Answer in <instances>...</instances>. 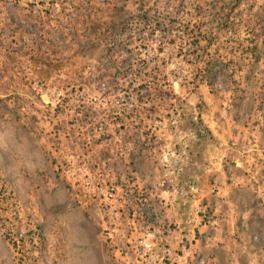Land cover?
Masks as SVG:
<instances>
[{"label": "rangeland", "instance_id": "obj_1", "mask_svg": "<svg viewBox=\"0 0 264 264\" xmlns=\"http://www.w3.org/2000/svg\"><path fill=\"white\" fill-rule=\"evenodd\" d=\"M206 97L233 120L263 114L264 0H0V264H137L82 165L125 199L156 191L177 249L165 211L182 201L159 158L206 130ZM181 104L173 135L168 114ZM195 242L184 264H214Z\"/></svg>", "mask_w": 264, "mask_h": 264}, {"label": "crops", "instance_id": "obj_2", "mask_svg": "<svg viewBox=\"0 0 264 264\" xmlns=\"http://www.w3.org/2000/svg\"><path fill=\"white\" fill-rule=\"evenodd\" d=\"M205 101L200 123L206 130L195 132L182 161L184 175L208 196L216 218L202 227L195 253L214 264H264V111L253 112L247 123L223 116L220 100ZM211 186L216 192L208 195ZM179 207L166 210L167 218L178 221L186 213L185 205Z\"/></svg>", "mask_w": 264, "mask_h": 264}, {"label": "built area", "instance_id": "obj_3", "mask_svg": "<svg viewBox=\"0 0 264 264\" xmlns=\"http://www.w3.org/2000/svg\"><path fill=\"white\" fill-rule=\"evenodd\" d=\"M101 86L104 87V85ZM103 87V91L106 90ZM123 97H128L129 110L136 106L133 105L138 99L135 91ZM182 105L180 108H173L168 114L169 127L175 129L172 132L173 135L179 131V122L183 116ZM160 127L149 125L150 130L160 129ZM148 148L150 150L151 147ZM127 150L132 152V149L127 148ZM184 155L183 149L174 147L164 150L159 158L163 176L168 186H171L170 188L178 199L182 201L180 205L186 204V213L181 215L174 226V233L177 234L178 239L177 249L175 250L171 249L170 246L173 229L170 228L169 224L157 220L158 215L154 208V204L156 202L158 204V193L156 191L133 196L134 200L125 199L113 187L102 185V183L110 184L109 177L104 178L100 171H97L101 173L97 177L91 176L86 166H77L80 182L85 185L88 193L94 194V197L98 199L107 223L114 226L110 228L113 240L116 239L117 242H121L120 236L123 233L122 239H127L137 264H184L186 259L185 246L187 243L195 242L202 233L203 225L210 224L213 218L211 205L202 203L204 198L201 196L197 184L183 173L182 161ZM92 172L95 171L92 170ZM127 213H129L130 219L126 217ZM151 220L155 224H148Z\"/></svg>", "mask_w": 264, "mask_h": 264}, {"label": "trees", "instance_id": "obj_4", "mask_svg": "<svg viewBox=\"0 0 264 264\" xmlns=\"http://www.w3.org/2000/svg\"><path fill=\"white\" fill-rule=\"evenodd\" d=\"M207 63H209L210 64V61H208ZM207 67H208V65L207 64H204L203 66H201V65H199V67H197V69H196V72L194 73L196 76H199L201 73H202V75H203V71H207ZM209 71V70H208ZM156 72V71H155ZM154 72V73H155ZM206 74V73H205ZM197 88V87H196ZM200 132H202V131H200ZM2 191V189H0V192ZM0 198H2V196H1V194H0Z\"/></svg>", "mask_w": 264, "mask_h": 264}]
</instances>
